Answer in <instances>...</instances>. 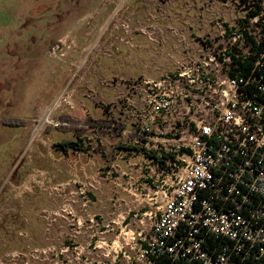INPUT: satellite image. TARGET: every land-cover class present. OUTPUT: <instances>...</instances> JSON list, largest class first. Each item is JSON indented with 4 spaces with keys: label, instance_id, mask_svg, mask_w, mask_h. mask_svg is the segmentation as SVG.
Wrapping results in <instances>:
<instances>
[{
    "label": "rangeland",
    "instance_id": "rangeland-1",
    "mask_svg": "<svg viewBox=\"0 0 264 264\" xmlns=\"http://www.w3.org/2000/svg\"><path fill=\"white\" fill-rule=\"evenodd\" d=\"M242 1L90 0L86 8L94 10L76 23L69 39L61 38L71 50L61 58L49 52L45 57L42 49L36 67L23 53L33 51L37 40L28 32L14 37V30L31 18L26 16L36 3L52 7L72 0H0V120L27 122L23 130L0 123V264H127L126 234L148 233L150 222L141 223L140 196L124 191L122 172L132 162L136 185L137 167H148L149 157L120 133L86 127L82 139L63 133L45 122L47 109L72 93L78 116L88 117L90 107L107 115L113 110L118 118L138 111L143 104L132 83L158 76L154 43L144 51L143 35L162 47L170 31L186 37L215 33L246 14L249 4ZM150 25L154 29L144 33ZM85 26L89 31L82 34ZM160 62H166L164 55ZM110 89L114 96L107 102L103 95ZM65 109L56 110L51 121Z\"/></svg>",
    "mask_w": 264,
    "mask_h": 264
},
{
    "label": "built area",
    "instance_id": "built-area-1",
    "mask_svg": "<svg viewBox=\"0 0 264 264\" xmlns=\"http://www.w3.org/2000/svg\"><path fill=\"white\" fill-rule=\"evenodd\" d=\"M249 4L215 33L174 31L172 69L132 83L143 104L126 112L134 124L93 128L126 136L151 162L137 167L136 185L132 162L122 172L124 191L140 196L141 223L150 222L131 234L127 264H264V9H255L264 0ZM70 50L61 39L49 55ZM62 105L78 109L62 94L47 124L65 125L50 118Z\"/></svg>",
    "mask_w": 264,
    "mask_h": 264
},
{
    "label": "trees",
    "instance_id": "trees-1",
    "mask_svg": "<svg viewBox=\"0 0 264 264\" xmlns=\"http://www.w3.org/2000/svg\"><path fill=\"white\" fill-rule=\"evenodd\" d=\"M80 1V0H79ZM86 2L83 4H80L78 0H72V2H69L67 4H62L59 8V10L54 14H48L46 16L40 17V18H29L26 19L18 29L14 30L15 36H23L24 33L28 32L31 39L37 40L36 43H33V51L29 52L26 51L23 53V55L26 57V55L29 59H33L35 62V66H38L37 60L41 57V53L38 54L42 49L45 54L49 52V50L58 43V41L83 17H85L90 11L94 10L91 8L90 10L88 8V5L90 4V0H85ZM244 4H249L251 0H243ZM261 3V0H256V3ZM86 9H84V8ZM247 9L251 8V4L248 6L246 5ZM255 9L260 11L261 9H264V7L257 4L255 6ZM252 16L256 15L257 13H251ZM21 37V38H23ZM28 42L27 46H31V44ZM9 45V44H8ZM21 65H23L22 62H20ZM57 122L61 124L66 125H60L57 126V129L60 130L63 133H74L77 138L82 139L86 133L85 127H95L99 129H110L113 126L116 129L124 130L125 126L122 123L112 121L110 119H100L98 121H94L92 119H85L84 121L77 120L72 117L68 116H61L58 118ZM0 123L3 126L11 127V128H25L27 125L26 120L24 119H16V118H10V117H4L2 120H0ZM49 130V128H48ZM103 131V130H101ZM163 264V263H162ZM182 264V263H178Z\"/></svg>",
    "mask_w": 264,
    "mask_h": 264
},
{
    "label": "crops",
    "instance_id": "crops-1",
    "mask_svg": "<svg viewBox=\"0 0 264 264\" xmlns=\"http://www.w3.org/2000/svg\"><path fill=\"white\" fill-rule=\"evenodd\" d=\"M21 2H23V0H21ZM38 3H40V2H38ZM62 3V2H61ZM63 4V3H62ZM62 4H60V5H54V6H52L51 7V5L50 4H48V3H46V4H44V2H43V4L42 5H40V4H38L37 5V3H36V6L34 7V13L33 14H27V16L26 17H31V18H35V17H38V16H41V17H43V16H46V15H48L49 13L50 14H53L52 12H54V13H56L57 12V10L60 8V6L62 5ZM37 13V14H36ZM20 26V25H19ZM75 26H76V24L62 37V39H65V40H67V39H69V34H70V32H73L74 31V29H75ZM144 28H146L145 30H144V33L146 32H150L151 31V28H153L154 29V26H145ZM160 30H162V29H160ZM160 30H158V31H160ZM81 31V33L83 34V33H86V32H88L89 31V27H84L83 28V30H80ZM79 31V32H80ZM170 31V30H169ZM68 34V35H67ZM169 35H171V37H169V38H167L168 39V42L165 44V45H163L162 47H159L158 46V44L155 42V41H152V40H150V41H148L147 40V38H146V35H143V39H144V43L142 44V46L144 47L143 49H144V51H150V48H148L147 46H150V42H153L154 43V46L151 48L152 50H153V52H154V56L152 57V59H153V61H152V63L154 64V66H155V70L156 71H158V76H156V77H148V78H150V79H157V78H159L162 74H164V73H166L167 71H169V70H171L172 69V66H173V62L169 59V56L170 55H172V56H175L176 55V53L175 54H173L172 53V48L174 47V41H173V43H172V38H174V36H173V34L171 33V31L169 32ZM61 40V39H60ZM173 40H175V38L173 39ZM79 51V50H78ZM147 54V53H146ZM123 55V54H122ZM161 55H164V60L166 61V62H164V63H161L160 62V56ZM46 56H48V53H47V55ZM45 56V57H46ZM157 57V58H156ZM162 72V73H161ZM155 76V75H154ZM125 80V79H124ZM112 91H113V89H110V90H105V92H104V95H103V97H104V99H105V101H107V102H111L112 100H113V93H112ZM101 96V95H100ZM51 98V96L49 97V99ZM48 100V99H47ZM50 104V103H49ZM48 104V105H49ZM15 105V104H14ZM47 106V105H46ZM79 109V108H78ZM77 109V110H78ZM74 111V112H68V111H66V112H62V113H59V115H58V117H57V120H58V118H60L61 116H68V117H72V118H75V119H77V120H80V121H84L85 119H92V120H94V121H98V120H100V119H110V120H112V121H115V122H119V123H122L123 125H125V126H127V124L128 123H130V117L129 116H127V114L126 115H120V117L118 118L117 116H116V112H114L113 110H111L110 111V115H107L106 113H104L103 114V112H102V110H101V108H97V107H90L89 109H88V111H89V115L90 116H88V117H85V116H78V115H76V113L78 112V111ZM24 120H26V119H24ZM66 125V124H65ZM66 126H68V125H66ZM93 128H95V127H92L91 129H93ZM23 130V129H22ZM94 130H97V129H94Z\"/></svg>",
    "mask_w": 264,
    "mask_h": 264
},
{
    "label": "bare ground",
    "instance_id": "bare-ground-1",
    "mask_svg": "<svg viewBox=\"0 0 264 264\" xmlns=\"http://www.w3.org/2000/svg\"><path fill=\"white\" fill-rule=\"evenodd\" d=\"M126 236L129 240L131 239V234H126Z\"/></svg>",
    "mask_w": 264,
    "mask_h": 264
}]
</instances>
